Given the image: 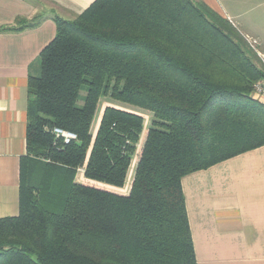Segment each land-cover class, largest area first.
<instances>
[{"label": "trees", "instance_id": "16d2710c", "mask_svg": "<svg viewBox=\"0 0 264 264\" xmlns=\"http://www.w3.org/2000/svg\"><path fill=\"white\" fill-rule=\"evenodd\" d=\"M238 34L192 0H96L57 19L29 77L20 212L0 219V264H197L183 177L264 146L252 97L264 63ZM105 98L150 124L108 106L93 135Z\"/></svg>", "mask_w": 264, "mask_h": 264}, {"label": "crops", "instance_id": "0c3cea01", "mask_svg": "<svg viewBox=\"0 0 264 264\" xmlns=\"http://www.w3.org/2000/svg\"><path fill=\"white\" fill-rule=\"evenodd\" d=\"M95 1L0 0V219L20 212L29 77L39 74L40 54L56 37L57 19L74 18ZM199 1L264 50V0H234L229 14L222 0ZM181 183L197 264H264V146L186 175Z\"/></svg>", "mask_w": 264, "mask_h": 264}, {"label": "rangeland", "instance_id": "374dc122", "mask_svg": "<svg viewBox=\"0 0 264 264\" xmlns=\"http://www.w3.org/2000/svg\"><path fill=\"white\" fill-rule=\"evenodd\" d=\"M192 1H194L195 3L201 2L199 0H192ZM221 3H224L223 4L224 7H227V8H225L226 12H224V13H227V14H229V12H230V9L228 7L231 6V5H233V6L235 5L234 0H222ZM221 9L222 10L224 9L223 6H221ZM77 17L78 16H76L74 18H68L67 20L65 19V21L74 20ZM236 23H238V22L236 21ZM239 28H240V30L242 32H244V33L246 32V29L243 26H239ZM234 38H236L235 42H237L240 46H244L246 48L245 51L247 52V54L249 52L248 56L250 57V59L252 61H254L258 67H262V69H263L262 62L260 63V61L258 60V57L261 58L262 61L264 60V56H261V54L259 52V49L261 51H264L263 48H259L258 43L254 44L253 40L251 41V40L246 39L241 33H239L238 36H236ZM257 55H258V57H257ZM263 63H264V61H263ZM108 106H111V107L117 106L119 108L123 107L124 109H128V110H131V111H134V112H138L144 118L145 125L148 126L150 124L152 114L149 111H147V110H145L143 108L132 106V105H126L125 106L123 103L120 104L117 101H113V100H110L108 98H105V99H102L100 104H99V108L97 110L96 117H95L94 123L92 125V134L93 135L95 133V128L97 126V123H98L102 108L103 107L106 108ZM144 141H145V138H144ZM144 141L142 139L141 147L144 144Z\"/></svg>", "mask_w": 264, "mask_h": 264}, {"label": "built area", "instance_id": "2783aa9c", "mask_svg": "<svg viewBox=\"0 0 264 264\" xmlns=\"http://www.w3.org/2000/svg\"><path fill=\"white\" fill-rule=\"evenodd\" d=\"M253 42L254 44H257L256 41ZM252 97H254L255 100L257 101L264 103V80H261L255 84ZM53 134L55 135L56 139L61 140L65 145H69L72 142H76L78 140V136L76 134L61 128H54ZM84 173H85V167L80 168L79 169L80 179L84 178Z\"/></svg>", "mask_w": 264, "mask_h": 264}]
</instances>
